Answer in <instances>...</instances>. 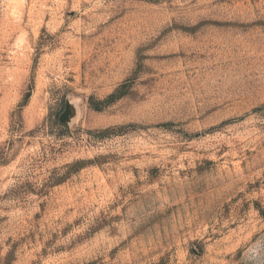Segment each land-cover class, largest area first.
<instances>
[{
    "label": "rangeland",
    "instance_id": "374dc122",
    "mask_svg": "<svg viewBox=\"0 0 264 264\" xmlns=\"http://www.w3.org/2000/svg\"><path fill=\"white\" fill-rule=\"evenodd\" d=\"M0 264H264V0H0Z\"/></svg>",
    "mask_w": 264,
    "mask_h": 264
}]
</instances>
